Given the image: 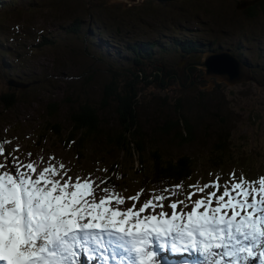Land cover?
Instances as JSON below:
<instances>
[{
    "label": "rangeland",
    "instance_id": "374dc122",
    "mask_svg": "<svg viewBox=\"0 0 264 264\" xmlns=\"http://www.w3.org/2000/svg\"><path fill=\"white\" fill-rule=\"evenodd\" d=\"M127 1V9L120 6L108 9V0H0V95L11 92L5 77L25 83L37 81L32 94L14 91L18 103L12 113L2 112L0 105V132L12 131L13 144L5 145L7 151L12 152L16 147L23 151L28 142L32 144L29 134L36 129V145L29 149L36 163L41 156L46 161L54 156L71 170L73 177L92 173L94 179H103L101 166L94 168L95 146L90 145L85 153L88 160L85 170L74 171V153L56 142L52 131L47 132L45 143L37 144L39 126L42 130L47 121L43 110L47 104L56 103L60 111L50 124L61 123L64 129L69 107L87 100L101 109L100 116L108 124H115V104L109 101V105L101 107L103 90L113 80L120 84L126 76L133 75L135 79L138 75L142 76L136 85L141 107L136 119L142 124L141 130L149 134L150 129L146 127L149 124L154 127L155 121L178 118L173 107L177 106L175 100H180V111L189 121L217 132L210 139L215 140L218 134L227 132L226 148L234 152H227L229 158L223 161L224 174L201 162L194 176L182 183L183 189L177 195L159 191L170 197L164 203L183 199L185 192L194 191L188 185L210 182L216 174L221 175V183L228 180L233 170L239 176L242 169L249 180L264 175L249 178L264 161V11L255 18L247 17L241 12L243 9L237 7H244L242 2L249 0H175L165 4L154 0ZM93 2H100L103 8H93ZM76 17L81 21L79 32L67 33L68 24ZM42 37L50 41L49 45L38 47ZM184 40L198 42L201 50L187 55L181 47ZM144 43L153 45L149 56L138 52ZM133 47L134 52L130 50ZM224 50L247 61L255 81L228 86L212 78L204 79L198 66L201 55ZM186 60L196 65L194 71L189 70L187 78ZM159 71L161 81H156L155 74ZM143 73L150 78L146 79ZM5 115L13 122L5 125ZM16 130L20 132L14 133ZM175 140L170 139L169 143ZM201 140L205 139L201 137ZM199 149L194 145L177 150L190 154ZM110 153V157L104 159L114 165L118 156L113 150ZM20 156L28 162V156L21 153ZM254 158L252 165L244 161ZM209 173L213 175L210 177ZM137 193L128 192L127 197ZM201 195L197 193L193 199ZM148 198L149 193L140 196L142 201ZM133 203H127V208ZM165 210L171 212L170 208ZM179 259L200 264L194 256L174 255L166 256L163 264Z\"/></svg>",
    "mask_w": 264,
    "mask_h": 264
},
{
    "label": "snow or ice",
    "instance_id": "6c2138e0",
    "mask_svg": "<svg viewBox=\"0 0 264 264\" xmlns=\"http://www.w3.org/2000/svg\"><path fill=\"white\" fill-rule=\"evenodd\" d=\"M10 143L0 140V264H127L129 258L163 264L168 255L194 256L200 264H264V175L249 180L233 170L221 183L216 174L188 185L194 191L183 199L165 205L170 197L153 194L124 209L145 189L124 197L107 178L71 176L54 156L36 163L28 152L24 162L19 147L6 152ZM182 189L181 183L162 192Z\"/></svg>",
    "mask_w": 264,
    "mask_h": 264
},
{
    "label": "trees",
    "instance_id": "16d2710c",
    "mask_svg": "<svg viewBox=\"0 0 264 264\" xmlns=\"http://www.w3.org/2000/svg\"><path fill=\"white\" fill-rule=\"evenodd\" d=\"M154 1L165 4L175 0ZM92 5L90 6L93 8H103L100 2H93ZM112 6L114 8L120 6L121 9H127L118 4H112L108 9L113 8ZM261 11H264V0H256L254 5L247 6L241 12H244L247 17L252 19ZM80 23L81 21L78 17L74 18L68 24L66 32H79ZM49 42V40L42 37L40 44L37 46L49 45ZM152 46L151 43H144L138 52L142 55L149 56L153 49ZM201 46L202 45L198 44V42H193L191 40L181 41V47L186 54L201 50ZM130 50L134 52V47ZM239 59L250 66L247 61L241 58ZM155 69L157 71L159 70V68ZM145 76L146 79L150 78L149 75L145 74ZM159 76H161L160 71L155 74L156 81H161ZM140 78H142V76L139 77L135 75L134 79L133 75H129L126 76L125 80L120 82V84L113 80L112 82L114 84L110 83L105 86L102 93L101 107L103 108L109 105V101L115 104L117 114V122L115 124H108L105 119L100 116V113H102V111H100L101 109L91 105L89 101L84 100V102L77 104L75 107H69L70 109L67 110L64 117L66 128L63 129L61 123L50 124V120L55 118L54 115L59 113V107L57 108L56 103L47 104L43 110V113L46 114L47 121L42 125V130L41 126H39V131H37V144L41 145L43 142L45 143L47 132L52 131L54 133V137L52 136V138L56 142L61 143L65 150L74 153V171L85 170V163L88 162L85 153H87L90 145L95 146L96 159L93 160L94 168L99 164L101 166V177L107 178L109 181L108 186H114V190L124 197L128 196V192H139L141 188L145 189L144 193H149L150 197L153 194H159V191L166 187L170 188L173 185L184 183L194 176L201 162H205V165L214 171L218 170L220 172L219 174H224V162L227 161L226 158H229L227 152L231 154L234 153L231 152V150L228 151L226 148L229 134L224 132L218 134L215 140L210 139V137H215L214 134L217 132L212 131L211 128L207 126L204 128V126H201L198 122L189 121L188 118L182 114V111H180V100H175L174 104L176 103L177 106L173 107V110L178 113V118H163L161 121L153 120L155 121L152 123L154 127H151L150 124L146 126L150 129L149 134L141 130L142 124L138 123L136 119L137 110L141 107L138 99V90L136 89L137 83L141 82ZM6 79H8V77H5V82ZM89 79L90 77L88 80ZM16 81L22 82L19 80ZM36 82L35 79L26 83L22 82L25 84L32 83L23 90L7 86L11 92L0 95V105L3 106L1 111L4 113H12V109L18 103L14 91L19 90L24 93L32 94V90L36 87ZM175 82L178 83L176 79ZM8 121L9 123L13 122L5 115V125L8 124ZM16 132H20V130L14 131V133ZM63 132L66 133L63 134ZM0 134L2 135L0 140H11L12 131L6 130V133L0 132ZM201 137L205 140H201ZM29 139L32 144L28 142L23 151L16 153L18 156H20L21 153L26 157L29 149L33 145H36V129L29 134ZM170 139L176 140L173 143H169ZM176 142H178L177 146ZM205 142L207 143L204 144ZM194 145L200 147L197 152L182 154L177 150ZM110 150H113L118 156L117 163L114 165H110V163H107L106 159H104L110 157L108 156L111 154ZM162 151L164 153L160 154ZM6 152H8L7 148ZM20 158L23 159L22 156H20ZM255 159L256 158L245 159L244 161L252 165L251 162ZM105 168L108 169L107 173L103 171ZM256 169V173L249 178H254L264 173V161H262V164L258 165ZM239 172L243 173L242 169ZM117 176L122 178L117 179ZM165 196H168V194H165ZM131 202L142 204L141 202L144 201L140 200V197L138 201L129 200L122 208L125 209L127 203ZM166 204L168 203H165V205Z\"/></svg>",
    "mask_w": 264,
    "mask_h": 264
},
{
    "label": "water",
    "instance_id": "95a60500",
    "mask_svg": "<svg viewBox=\"0 0 264 264\" xmlns=\"http://www.w3.org/2000/svg\"><path fill=\"white\" fill-rule=\"evenodd\" d=\"M255 1L245 2V6H250L254 4ZM112 3H120L124 8H128L129 3L127 0H108L106 4L112 5ZM244 6V7H245ZM242 5L237 7L238 9H243ZM200 70L204 75V79H214L218 83H224L228 86H234L237 83L253 81L252 68L238 59L229 50L224 51H210L203 53L199 59ZM32 83H22L18 82L12 78L6 79V85L19 88L21 90L27 88ZM179 264L181 263L179 261Z\"/></svg>",
    "mask_w": 264,
    "mask_h": 264
},
{
    "label": "flooded vegetation",
    "instance_id": "af4514ba",
    "mask_svg": "<svg viewBox=\"0 0 264 264\" xmlns=\"http://www.w3.org/2000/svg\"><path fill=\"white\" fill-rule=\"evenodd\" d=\"M188 55V54H187ZM188 60H189V58H187ZM188 60H186V66H185V68H184V71H185V73H187V74H185V76H186V78L188 77V74H189V70L192 72V71H194V69L196 68V65L194 64L193 66L191 65V63H188ZM193 67V70L191 69ZM194 74H196V71L194 72ZM177 81H178V78H175ZM166 81V83L167 82H169V80H165Z\"/></svg>",
    "mask_w": 264,
    "mask_h": 264
},
{
    "label": "bare ground",
    "instance_id": "6f19581e",
    "mask_svg": "<svg viewBox=\"0 0 264 264\" xmlns=\"http://www.w3.org/2000/svg\"><path fill=\"white\" fill-rule=\"evenodd\" d=\"M245 2H247V1H243L242 2V4H246ZM247 6H245L243 9H245ZM172 261H174V260H172ZM96 264V263H95Z\"/></svg>",
    "mask_w": 264,
    "mask_h": 264
}]
</instances>
